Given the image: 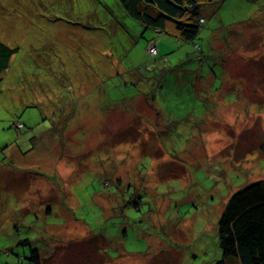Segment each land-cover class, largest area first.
I'll use <instances>...</instances> for the list:
<instances>
[{"label":"rangeland","instance_id":"rangeland-1","mask_svg":"<svg viewBox=\"0 0 264 264\" xmlns=\"http://www.w3.org/2000/svg\"><path fill=\"white\" fill-rule=\"evenodd\" d=\"M202 12L196 43L208 57L226 51L231 64L225 77L215 67L223 78L217 93L196 92L193 74L184 73L195 66H184L196 55L192 45L155 35L117 0H0V43L17 49L0 75V264L16 263L26 249L10 238L11 223L20 240L45 225L43 250H55L53 264L222 258L226 203L264 180V0H210ZM150 38L171 52L172 65L158 99L145 94L155 96L152 104L145 86L124 78L147 61ZM248 67L257 71L250 90ZM157 109L184 118L165 145L151 134ZM114 179L130 185L124 200H140L137 216L127 210L124 222L122 196L102 191L114 192Z\"/></svg>","mask_w":264,"mask_h":264},{"label":"trees","instance_id":"trees-1","mask_svg":"<svg viewBox=\"0 0 264 264\" xmlns=\"http://www.w3.org/2000/svg\"><path fill=\"white\" fill-rule=\"evenodd\" d=\"M117 1L129 18L142 23L145 28L152 29L153 32L159 31L163 35L171 36L176 39L177 42L184 45H192L196 55L189 60L184 61V66L188 62L195 64L193 70H191L194 83L205 85V83L209 82V79L214 80L215 83L210 86L213 88V91L211 90V92L207 93L217 92L219 88H221L223 78L220 79L219 75L216 73L215 67L221 68L223 74H225V67L227 66L229 59L226 51L220 53L225 54L224 56L208 57L204 55V51L202 52L203 48L196 43L200 31L205 25V16L202 12V7L210 0ZM154 39L155 38H150L145 45L144 51L147 56V61L141 63L139 68L132 69L131 74H129L130 76H125L124 78L126 85H128L129 81H133L135 78L136 81L132 82L134 85L138 83L147 88L144 91L145 93L142 94L144 97L146 96L145 94L153 92L156 94L155 96H157L156 99H158L157 90L162 87L158 88V86H160L164 80H168L166 79V76L168 72H171L172 65L169 63L170 57H168L171 52H168L167 54L165 52L163 53L157 46V43L158 54L154 57L148 56L146 49ZM16 52L17 49L9 48L0 43V75L8 69L10 60ZM176 66H182V61H179ZM162 68L164 70H162ZM160 69L162 71H160ZM256 72L257 71H253V76H255ZM251 76L252 68L248 67L246 78L249 83V90L252 89L250 86L256 80V78ZM177 80L187 82V78L185 80H179L177 78ZM189 80L193 82V80ZM153 81L157 84H153ZM215 85L219 88L216 89ZM154 97L152 100H148V98L145 97L146 100H148V104L153 103L152 101L155 100ZM194 97L199 98L197 93ZM165 113L158 111L157 109L156 114L160 115L159 119L161 122L158 121L159 125L156 123L154 125L153 123H150L151 134H154L156 137L155 139L158 138V141L163 145L166 144L161 141L163 136L166 137L167 132L171 129L176 132L178 125L184 120V118L180 119L175 117L173 115V113H176L174 110L173 113L168 110H166ZM23 127L24 125L20 121L16 122V130L19 131ZM101 180L105 183L104 177H101ZM112 184L116 186V189L113 190L114 192H109L106 189H103L102 191H104L103 193L115 194L117 200L122 194L127 192V189L130 186L129 184H123L120 179H114ZM105 186H111V183H109V185L105 183ZM134 196L131 195V197L126 200H124L122 196V199L120 200L123 202V205L120 208H117V210H121L123 222L125 221L124 214L127 210H132L129 214L131 217L134 218V216H137L140 200ZM45 214L52 216V208H46ZM79 222L83 224L84 227H88L83 222ZM11 225L14 226V235L11 234L10 238L13 240L15 239L14 241H16L17 245L19 244L20 246L26 247L22 254L18 253L17 255H14L16 258V263L14 264H42L41 251H43L44 244L47 243L44 240L45 243L43 244V237H41L45 225H42L41 228L34 227L37 231V237L35 236L30 240H20L16 237L15 235H19L17 225H15V223ZM218 240L222 258L214 262V264H227L226 260L229 257H234L240 264H264V180L253 183L230 196L218 222ZM34 245L38 246L33 247ZM11 249L12 247H8L6 251L8 252Z\"/></svg>","mask_w":264,"mask_h":264},{"label":"crops","instance_id":"crops-1","mask_svg":"<svg viewBox=\"0 0 264 264\" xmlns=\"http://www.w3.org/2000/svg\"><path fill=\"white\" fill-rule=\"evenodd\" d=\"M154 33V32H153ZM159 34H161V35H163L162 33H160L159 31H155V35H159ZM153 42H155V43H159L160 42V39H158V38H155L154 39V41ZM158 46V45H157ZM159 47V46H158ZM163 53L165 52V51H162ZM168 53V52H167ZM169 59V58H168ZM187 60H189L188 58L185 60V61H187ZM194 61V60H193ZM185 64V63H184ZM229 64V67H225V74H224V77L225 76H227V75H229L230 73H231V71H228L229 69H230V66H231V64L230 63H228ZM162 70H164L163 68H162ZM161 69H160V71H162ZM159 71V70H158ZM184 73H191V70H187V69H184ZM212 76V75H211ZM209 78H212V77H209ZM186 78H184V80H185ZM213 83H215V81L214 80H212V79H209V82H207V83H205V85L204 84H201V83H194V89L196 90V92L198 91H207V92H211V90L213 91V88H211L210 86H212V84ZM153 84H157V83H155V81H153ZM219 88V87H218ZM217 88V89H218ZM215 93V92H214ZM217 93V92H216ZM146 99V98H145ZM210 102H212V101H210ZM213 103V102H212ZM225 105V104H224ZM224 110H227L228 111V109L227 108H223ZM73 223H75V221L73 222ZM11 224H14V223H11ZM86 229H87V231H89V233L91 234L92 232L89 230V228L88 227H85ZM70 231H74L73 229H71ZM102 238H104L103 236H102ZM104 253H105V255H106V257L108 258V259H110V257L108 256L109 254H106V252L104 251V250H102ZM41 257H42V264H46V262H45V260H47V262H52L51 264H53V261H54V258H55V250H51L50 248H49V252H48V254L43 250V251H41ZM111 260V259H110ZM111 264V263H110ZM125 264H135V263H133V262H131V260H129L128 262H126Z\"/></svg>","mask_w":264,"mask_h":264},{"label":"built area","instance_id":"built-area-1","mask_svg":"<svg viewBox=\"0 0 264 264\" xmlns=\"http://www.w3.org/2000/svg\"><path fill=\"white\" fill-rule=\"evenodd\" d=\"M148 56L154 57L158 54V48L156 46L155 42H152L149 44V46L146 49Z\"/></svg>","mask_w":264,"mask_h":264}]
</instances>
